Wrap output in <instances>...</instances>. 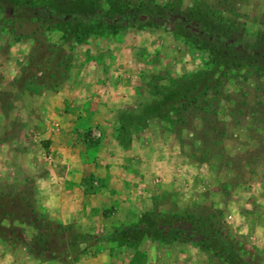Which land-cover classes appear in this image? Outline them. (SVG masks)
<instances>
[{
	"label": "rangeland",
	"instance_id": "obj_1",
	"mask_svg": "<svg viewBox=\"0 0 264 264\" xmlns=\"http://www.w3.org/2000/svg\"><path fill=\"white\" fill-rule=\"evenodd\" d=\"M34 3L67 21L0 19V264H264V0Z\"/></svg>",
	"mask_w": 264,
	"mask_h": 264
},
{
	"label": "trees",
	"instance_id": "obj_2",
	"mask_svg": "<svg viewBox=\"0 0 264 264\" xmlns=\"http://www.w3.org/2000/svg\"><path fill=\"white\" fill-rule=\"evenodd\" d=\"M43 4L41 5L44 7L45 4ZM93 5L96 6L97 3ZM37 7L38 4L34 3V0H0L1 22L10 31L20 32L19 37L30 38L36 41V45H43L45 34L50 32L59 21H67V19L63 18L66 15L54 13L50 8L48 12L39 14ZM72 17L74 16L72 15ZM68 28L67 33H70L68 31L71 28ZM40 56V54H36L38 60L42 62L43 58ZM33 63L35 64V62ZM37 65H34L35 68Z\"/></svg>",
	"mask_w": 264,
	"mask_h": 264
},
{
	"label": "crops",
	"instance_id": "obj_3",
	"mask_svg": "<svg viewBox=\"0 0 264 264\" xmlns=\"http://www.w3.org/2000/svg\"><path fill=\"white\" fill-rule=\"evenodd\" d=\"M15 151H13V150H11L10 149V152L9 151H7V152H4V153H7L8 154V158H12V160H15L16 158H17V154L16 153H14ZM3 153V152H2ZM2 156L0 155V161H2V159H5L6 158V155H5V157H2ZM4 251H3V253H0V256H3V254H5V253H8V251H9V249L7 250V248L6 249H3ZM18 251V254L20 255V252H21V249L19 250H17ZM12 259H13V257H11ZM14 260V259H13ZM32 263V261L30 262V264ZM35 263V262H34Z\"/></svg>",
	"mask_w": 264,
	"mask_h": 264
}]
</instances>
